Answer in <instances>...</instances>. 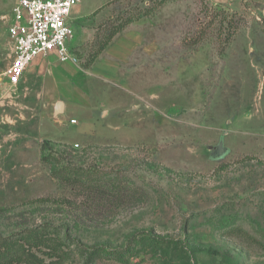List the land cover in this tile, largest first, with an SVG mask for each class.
I'll list each match as a JSON object with an SVG mask.
<instances>
[{"label": "rangeland", "instance_id": "374dc122", "mask_svg": "<svg viewBox=\"0 0 264 264\" xmlns=\"http://www.w3.org/2000/svg\"><path fill=\"white\" fill-rule=\"evenodd\" d=\"M16 3L0 0L2 260L83 264L76 239L102 246L93 264H264V0H80L83 67L141 37L119 81L127 108L83 135L45 109L33 66L9 83ZM45 139L71 147L63 178Z\"/></svg>", "mask_w": 264, "mask_h": 264}, {"label": "crops", "instance_id": "0c3cea01", "mask_svg": "<svg viewBox=\"0 0 264 264\" xmlns=\"http://www.w3.org/2000/svg\"><path fill=\"white\" fill-rule=\"evenodd\" d=\"M107 47L88 68L77 60L62 61L54 53L39 56L30 65L41 77L38 94L46 105L45 109L62 111L63 116L70 118L71 124L72 120L78 123L80 118L83 126H80L79 133L82 135L102 123L97 112L105 119L116 105L126 107L122 104L125 94L121 90H128L119 81L124 79V65H129L132 54L141 48V37L136 32H128ZM110 118L105 119L107 124Z\"/></svg>", "mask_w": 264, "mask_h": 264}, {"label": "built area", "instance_id": "2783aa9c", "mask_svg": "<svg viewBox=\"0 0 264 264\" xmlns=\"http://www.w3.org/2000/svg\"><path fill=\"white\" fill-rule=\"evenodd\" d=\"M80 0H17L9 25L13 44L8 81L18 85L33 61L50 53L62 61L77 60L71 52L73 25Z\"/></svg>", "mask_w": 264, "mask_h": 264}, {"label": "trees", "instance_id": "16d2710c", "mask_svg": "<svg viewBox=\"0 0 264 264\" xmlns=\"http://www.w3.org/2000/svg\"><path fill=\"white\" fill-rule=\"evenodd\" d=\"M97 58H98V55L95 56L92 63ZM91 64L89 66H91ZM88 67H85V68H88ZM67 148H71V147L65 144L64 145L58 144L50 139H45L41 145L42 160L51 165V173L55 177L63 178V173L66 172L64 169V166L58 168L55 165V163L61 162V159L64 158V154L68 153ZM11 238H12V235L0 236V248H5V246L8 244L7 242H9ZM73 241H74V244L76 245L77 250L79 251V253L81 254L83 258V264L95 263L100 258L101 256L100 254L104 252V251H101L102 250L101 245H97V244L87 245L83 241L76 240V239H74ZM124 253L126 254L128 252L121 248L109 249L108 251H105V257L120 261ZM1 255H2V252L0 249V264H12L13 262H16L17 260L20 259L18 257L17 259H10L9 261L5 262L2 260Z\"/></svg>", "mask_w": 264, "mask_h": 264}]
</instances>
